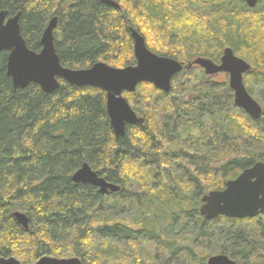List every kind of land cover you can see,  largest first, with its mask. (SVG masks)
<instances>
[{"label":"trees","instance_id":"1","mask_svg":"<svg viewBox=\"0 0 264 264\" xmlns=\"http://www.w3.org/2000/svg\"><path fill=\"white\" fill-rule=\"evenodd\" d=\"M117 1L120 9L97 0H0V12L21 14L22 36L35 52L58 17L56 49L64 67L135 66L132 28L158 41L153 46L145 37L152 52L184 64L169 94L148 83L124 94L145 124L128 126L118 139L104 91L62 80L51 95L38 85L15 89L8 53L0 54V258L207 264L211 255L196 246L217 238L223 242L218 255L264 264V216L209 221L200 212L205 195L264 162V114L251 119L235 106L229 82L188 67L193 57L220 63L231 47L252 65L245 76L249 93L264 89V0L254 9L240 0ZM198 34H208L216 48H191L184 58L188 48L175 47ZM86 163L121 191L102 195L76 184L73 175ZM16 212L29 217V230Z\"/></svg>","mask_w":264,"mask_h":264},{"label":"water","instance_id":"2","mask_svg":"<svg viewBox=\"0 0 264 264\" xmlns=\"http://www.w3.org/2000/svg\"><path fill=\"white\" fill-rule=\"evenodd\" d=\"M114 9H120L117 0H97ZM249 8L257 7L259 0H241ZM21 14L10 16L8 11L0 12V54L8 53L7 75L12 79L15 89L25 90L38 85L44 93L54 94L61 85L60 80L78 87H93L107 94V111L116 137L123 138L128 126L144 125L140 117L124 96L135 94L139 85L152 84L157 90L169 94L172 82L184 70L180 61L163 57L152 52L145 37L136 29H131L134 42L136 65L124 69L116 68L105 62H97L92 67L74 70L64 67L56 49L55 32L58 17L50 20L45 29L40 52L31 50L22 36ZM201 68L206 76L217 77L225 74L229 77V87L234 93V103L251 119L258 121L264 110L254 99L245 85V76L253 71L252 66L238 57L232 48H226L220 63L209 58H196L188 64L189 68ZM76 184L91 185L99 189L100 194L108 195L121 191V186L109 182L90 165L84 164L73 175ZM201 215L207 220L224 217L232 220L255 219L264 216V162L244 170L240 176L227 182L225 189L211 191L202 199ZM17 223L25 230L30 228L29 217L16 212ZM0 264H22L15 257L0 258ZM35 264H83L77 258H55L45 256ZM207 264H237L227 255H216L208 259Z\"/></svg>","mask_w":264,"mask_h":264},{"label":"rangeland","instance_id":"3","mask_svg":"<svg viewBox=\"0 0 264 264\" xmlns=\"http://www.w3.org/2000/svg\"><path fill=\"white\" fill-rule=\"evenodd\" d=\"M145 35H146L145 36L146 38L147 37L149 38V40L147 38L148 42L151 45L155 46L158 41H156V39L153 36H151L150 33H148V32H146ZM198 36L199 37H197V39H193V40L188 39V41H186V44H184V45L180 44V46L175 47V48H188L187 49L188 51L184 53V58H186V59L191 58L192 51H194V49H191V48H203V47L204 48H216V45H214V43H215L214 40H212L213 44H210L211 42L209 41L208 34H206V35H199L198 34ZM147 40H146V43H147ZM226 48H231V47H226ZM238 57H240V56H238ZM195 59L196 58L193 57V59L190 60V61H193ZM241 59H243V58H241ZM217 80H218V82H221V83L222 82H226V81L229 82V77L226 76L225 74H220L219 77L217 78ZM246 83L247 82L245 81V85H246V88H247V84ZM248 87H249V85H248ZM253 88H254V93H255L254 99H256L259 103H261V101L264 100V89L260 88L259 86H254ZM221 228H222V225L220 223L214 225V230L219 231V230H221ZM239 228L248 229V227H246V225L245 226L244 225H240ZM216 239L217 238H214L213 240L212 239H208L206 242L202 243V245L200 244V245H197L196 247L200 251H206L207 253H209L211 255V257L212 256H216L221 251L222 245H223V242L217 241ZM174 264H188V263L183 258H180L178 261H175Z\"/></svg>","mask_w":264,"mask_h":264},{"label":"flooded vegetation","instance_id":"4","mask_svg":"<svg viewBox=\"0 0 264 264\" xmlns=\"http://www.w3.org/2000/svg\"><path fill=\"white\" fill-rule=\"evenodd\" d=\"M241 1V0H240ZM242 2V1H241ZM242 3H244V2H242ZM244 4H246V3H244ZM247 5V4H246ZM258 5H259V3H258ZM258 5H257V7H258ZM248 6V5H247ZM194 67H196V66H194ZM219 76H217V77H214V78H218ZM1 258H3V257H1Z\"/></svg>","mask_w":264,"mask_h":264}]
</instances>
